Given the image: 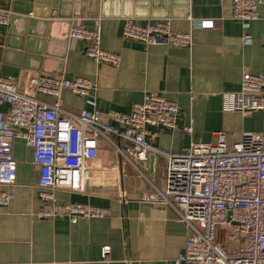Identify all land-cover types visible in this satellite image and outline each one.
<instances>
[{
	"label": "crops",
	"instance_id": "0c3cea01",
	"mask_svg": "<svg viewBox=\"0 0 264 264\" xmlns=\"http://www.w3.org/2000/svg\"><path fill=\"white\" fill-rule=\"evenodd\" d=\"M256 1L258 19L248 29L250 45L243 44L244 30L232 18V0H175L168 18L131 17L139 25L169 20L173 31L189 32L191 45L182 48L126 40L122 29L128 18L90 17L85 15L92 12L88 6L75 3L82 14L76 18L84 26L100 22L101 47L120 56L118 66L89 60L82 43L68 37L69 24L60 22L65 19L52 28L47 19L45 25H35L33 33L43 32L44 36L32 35L37 42L31 50L24 51L21 44L6 56L0 54V77L17 78L21 91L47 104L54 99L27 89L30 77L86 78L95 89L91 94L95 107L102 112L129 113L145 93L155 92L181 107L178 129L147 127L146 139L169 153L183 151L192 142H211L216 132H224L228 144L239 141L245 132L258 133L264 139V111L230 113L223 112L221 105V93L238 90L243 73L257 74L264 69V0ZM43 7L41 16H50V5ZM204 20L213 21V28L199 29ZM7 28L11 35L19 36L20 24ZM60 101L62 109L73 114L92 110L69 91L62 92ZM7 110V104L0 105L1 112ZM186 125H191V134L181 131ZM112 140L127 159L100 141L97 158L91 163L89 188L55 192L58 203L87 204L107 209L109 215L70 222L64 216L51 220L34 217L41 206L39 169L32 162L31 147L24 139H15L16 181L10 189L15 198L0 207V264H173L189 235L186 226L170 207L141 201V195L153 187L164 190L165 160L156 157L153 164L139 162L129 154V143L116 137ZM215 240L227 250L236 247L224 228H217Z\"/></svg>",
	"mask_w": 264,
	"mask_h": 264
},
{
	"label": "built area",
	"instance_id": "2783aa9c",
	"mask_svg": "<svg viewBox=\"0 0 264 264\" xmlns=\"http://www.w3.org/2000/svg\"><path fill=\"white\" fill-rule=\"evenodd\" d=\"M257 5L256 0L231 2L232 18L244 30L245 45L252 42L248 29L258 19ZM9 20L10 12L0 9V26L8 25ZM213 25V21L204 20L198 27L202 30ZM122 35L145 46L182 48L192 42L189 32L173 31L169 20L139 25L128 18ZM68 37L82 43L89 60L119 65L120 56L101 47L99 21L87 28L81 19L72 20ZM27 89L49 96L54 102L47 104L21 91L13 76L0 77V105H8L6 113L0 111V207L15 198L10 190L16 181L12 151L15 139L22 138L31 147L32 162L39 169L37 187L41 206L34 214L37 220L64 216L76 222L107 217V209L58 203L55 192L60 188L85 192L89 188L91 163L97 158L100 141L112 145L125 157L112 140L116 137L129 143V154L139 162L156 157L165 160L164 190L153 187L141 195V201L170 207L186 226L189 235L173 264H264V139L260 134L245 132L239 141L228 144L225 133L216 132L211 142H192L183 151L169 153L146 139L147 127L178 129L181 107L155 92L145 93L129 113H120L98 110L91 97L95 89L83 77L33 76ZM63 91L82 99L92 110L78 114L63 110L60 101ZM221 105L223 112L230 113L264 111V69L257 74L243 73L238 90L221 93ZM181 131L191 134L192 127L182 126ZM219 227L226 230L228 240L236 243L234 250L216 242Z\"/></svg>",
	"mask_w": 264,
	"mask_h": 264
},
{
	"label": "water",
	"instance_id": "95a60500",
	"mask_svg": "<svg viewBox=\"0 0 264 264\" xmlns=\"http://www.w3.org/2000/svg\"><path fill=\"white\" fill-rule=\"evenodd\" d=\"M0 0V9L10 12V20L8 25L20 24L19 36L11 35L12 31L6 26H0V54L5 56L9 54L10 49L22 47L24 51L31 50L35 46L36 39L32 35H39L34 32L35 25L43 23L45 25L47 19L49 26L52 28L54 24L60 22H67L71 25V19L81 17L77 7L85 6L91 9L92 12L85 13L90 17H123V18H139V17H160L168 18L171 16V11L175 0ZM43 5H50V16H41V9H45ZM71 5V11L69 7ZM66 12V13H65ZM97 12H99L97 14ZM159 14V16H157ZM48 21V20H47ZM70 29V27H69ZM15 41L20 42L15 43ZM42 42V39H39ZM30 58V57H28ZM35 59V58H30ZM17 130L16 127H14ZM153 164V159H150Z\"/></svg>",
	"mask_w": 264,
	"mask_h": 264
}]
</instances>
